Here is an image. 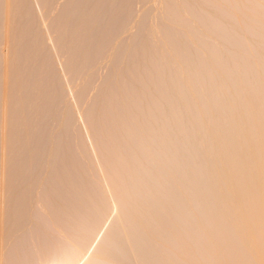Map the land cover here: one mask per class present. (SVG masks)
I'll list each match as a JSON object with an SVG mask.
<instances>
[{
	"label": "rangeland",
	"instance_id": "374dc122",
	"mask_svg": "<svg viewBox=\"0 0 264 264\" xmlns=\"http://www.w3.org/2000/svg\"><path fill=\"white\" fill-rule=\"evenodd\" d=\"M166 258L264 264V0H0V264Z\"/></svg>",
	"mask_w": 264,
	"mask_h": 264
},
{
	"label": "bare ground",
	"instance_id": "6f19581e",
	"mask_svg": "<svg viewBox=\"0 0 264 264\" xmlns=\"http://www.w3.org/2000/svg\"><path fill=\"white\" fill-rule=\"evenodd\" d=\"M160 244V243H159ZM181 245V244H180ZM155 248H157V246L155 247ZM160 249V246H159V248H158V250ZM84 250V249H83ZM156 251V250H155ZM257 251V250H256ZM91 252V251H90ZM87 253V252H86ZM115 255V254H114ZM81 258V257H80ZM262 258V257H261ZM113 259V258H112ZM170 259V258H169ZM79 260V259H78ZM158 260V259H157ZM167 260V261H166ZM166 260L165 259H163V261L164 262H161L162 264H170V260H168L167 258H166ZM166 261V262H165ZM169 261V262H168ZM78 262V261H77ZM158 262V261H157ZM160 262V261H159ZM158 262V263H159ZM79 263V262H78ZM87 263V262H86ZM126 263V262H125ZM160 263V264H161ZM183 264V263H182Z\"/></svg>",
	"mask_w": 264,
	"mask_h": 264
}]
</instances>
